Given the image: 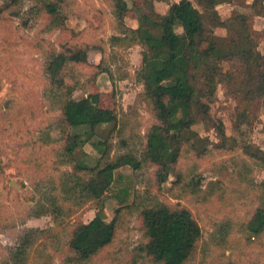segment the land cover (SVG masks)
Listing matches in <instances>:
<instances>
[{
    "label": "rangeland",
    "instance_id": "374dc122",
    "mask_svg": "<svg viewBox=\"0 0 264 264\" xmlns=\"http://www.w3.org/2000/svg\"><path fill=\"white\" fill-rule=\"evenodd\" d=\"M44 1L54 2L19 0L18 5L10 6V0H0V264L12 263L9 251H14L16 240L27 229L42 233L28 249L24 264H72L67 250L71 227L89 222L100 208L91 201L57 221L51 216L32 217L36 203L50 196L59 174L69 170L61 161L59 104L50 94L45 74L52 52L59 51L66 42H87L104 48V54L88 52L87 64L73 65L72 72L78 86L75 99L97 94L101 107L118 112L123 134L112 139V160L125 152L121 140H125L127 150L140 154L152 117L136 77L142 48H114L108 44L110 36L117 34L111 4L114 1L64 0L61 6L67 8L62 12L67 18L63 28L47 25V16L37 4ZM173 1H156L154 9L163 14L168 8L164 2ZM122 2L125 24L136 26L143 1ZM227 2L216 7L222 19L235 12L246 13L252 16V30L264 29V13L257 15L250 9L253 0ZM194 9L200 11L196 5ZM214 32L226 36L222 29ZM258 49L264 53V41L259 42ZM100 62L111 72L114 82L104 74L94 78L98 71L94 67ZM68 81L72 83V79ZM226 92V87L219 85L211 105V115L224 125L227 140L223 147L210 146L203 156L183 147L169 174L158 175L157 168L149 164H143L137 172L128 167L116 171V176L128 175L134 182L135 201L118 213L110 200L103 202L100 211L106 220L116 218L115 238L84 264H157L139 251L146 241L139 213L155 203L172 210L188 209L201 228L194 254L184 264H264V233L253 238L242 232L264 198V167L245 157L241 147L246 141L264 150V107L259 109L251 129L237 133L234 120L238 101ZM179 95L178 91L163 92L161 97L169 101ZM194 130L221 144L212 128L198 124ZM84 151L91 156L92 164L99 157L88 143ZM175 151V146L169 147L163 157L170 159Z\"/></svg>",
    "mask_w": 264,
    "mask_h": 264
},
{
    "label": "trees",
    "instance_id": "16d2710c",
    "mask_svg": "<svg viewBox=\"0 0 264 264\" xmlns=\"http://www.w3.org/2000/svg\"><path fill=\"white\" fill-rule=\"evenodd\" d=\"M51 1L54 2L37 4L47 16L48 26L54 24L63 28L67 18L62 12L67 8L61 6L64 0ZM113 1L117 34L110 36L109 46L142 48L136 77L143 87V101L152 117L139 155L127 150L125 140H121L120 147L125 152L112 160V139L116 134H123L117 110L101 107L97 94L74 98L78 86L73 65L87 64L90 51L104 54L102 46L66 42L59 51L52 52L45 66L50 94L59 104L58 122L63 134L61 161L69 170L61 172L52 184L54 192L36 203L31 210L32 217L51 216L57 221L88 202L100 204L93 219L71 227L67 250L71 253L69 262L72 264H84L114 240L116 218L107 221L100 211L105 201L116 205L115 213L130 208L135 201L134 182L128 175L116 176V171L128 167L137 172L143 164H149L157 168L158 175L169 174L183 147L203 156L210 146L221 148L225 145L224 125L211 115L219 85L226 87V95L238 101L234 120L237 133L251 129L257 122L259 109L264 107V53L258 49L259 42L264 41V29L261 32L252 30L250 14L235 12L222 19L216 7L230 3L229 0L164 2L168 9L159 14L154 4L167 0H142V13L137 18V26L132 28L124 22L122 0ZM19 3V0L8 2L10 6ZM195 5L200 9L198 13ZM250 9L262 15L264 0H253ZM215 29L224 30L226 36L215 34ZM94 68L98 69L94 78L104 74L114 82L111 72L102 68V62ZM68 79H72V83ZM176 91L181 95L172 100L164 101L161 97L163 92ZM198 124L212 128L221 144L200 136L194 130ZM87 143L99 154L93 164L91 156L84 151ZM243 143V155L264 167V150L246 141ZM172 146L176 147L174 155L165 159L164 152ZM139 218L146 239L139 251L154 263L184 264L194 254L202 231L188 209L172 210L155 203L141 208ZM242 232L253 238L263 235L264 198L244 223ZM41 233L39 229L24 231L16 240L14 251H9L11 264L26 262L28 249Z\"/></svg>",
    "mask_w": 264,
    "mask_h": 264
},
{
    "label": "crops",
    "instance_id": "0c3cea01",
    "mask_svg": "<svg viewBox=\"0 0 264 264\" xmlns=\"http://www.w3.org/2000/svg\"><path fill=\"white\" fill-rule=\"evenodd\" d=\"M175 2V0L172 2V3H174ZM124 3V2H123ZM168 9V8H167ZM166 13V12H165ZM164 14V13H163ZM137 23V22H136ZM137 26V25H136ZM136 26H130V27H132V28H135ZM107 79V78H106Z\"/></svg>",
    "mask_w": 264,
    "mask_h": 264
}]
</instances>
